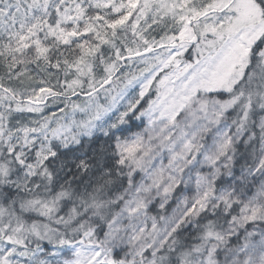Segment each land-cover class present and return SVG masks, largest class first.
I'll use <instances>...</instances> for the list:
<instances>
[{
	"label": "snow or ice",
	"instance_id": "snow-or-ice-1",
	"mask_svg": "<svg viewBox=\"0 0 264 264\" xmlns=\"http://www.w3.org/2000/svg\"><path fill=\"white\" fill-rule=\"evenodd\" d=\"M0 264H264V0H0Z\"/></svg>",
	"mask_w": 264,
	"mask_h": 264
},
{
	"label": "trees",
	"instance_id": "trees-1",
	"mask_svg": "<svg viewBox=\"0 0 264 264\" xmlns=\"http://www.w3.org/2000/svg\"><path fill=\"white\" fill-rule=\"evenodd\" d=\"M185 59H191L189 53H185ZM153 96H154V93H153Z\"/></svg>",
	"mask_w": 264,
	"mask_h": 264
},
{
	"label": "rangeland",
	"instance_id": "rangeland-1",
	"mask_svg": "<svg viewBox=\"0 0 264 264\" xmlns=\"http://www.w3.org/2000/svg\"><path fill=\"white\" fill-rule=\"evenodd\" d=\"M166 162V161H165Z\"/></svg>",
	"mask_w": 264,
	"mask_h": 264
}]
</instances>
